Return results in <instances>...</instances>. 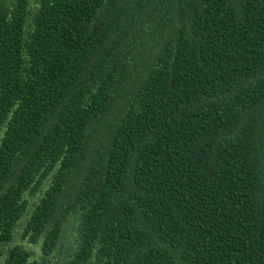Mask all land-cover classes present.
Wrapping results in <instances>:
<instances>
[{"label":"trees","instance_id":"obj_1","mask_svg":"<svg viewBox=\"0 0 264 264\" xmlns=\"http://www.w3.org/2000/svg\"><path fill=\"white\" fill-rule=\"evenodd\" d=\"M264 264V0H0V264Z\"/></svg>","mask_w":264,"mask_h":264},{"label":"rangeland","instance_id":"obj_2","mask_svg":"<svg viewBox=\"0 0 264 264\" xmlns=\"http://www.w3.org/2000/svg\"><path fill=\"white\" fill-rule=\"evenodd\" d=\"M75 218L71 216L65 223L64 229L55 249V255L50 256V264H63L73 252L74 247V234H75Z\"/></svg>","mask_w":264,"mask_h":264}]
</instances>
